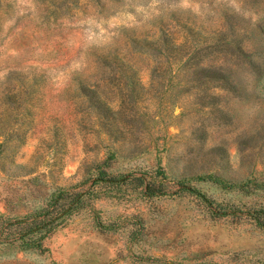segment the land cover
Returning a JSON list of instances; mask_svg holds the SVG:
<instances>
[{
    "label": "rangeland",
    "instance_id": "1",
    "mask_svg": "<svg viewBox=\"0 0 264 264\" xmlns=\"http://www.w3.org/2000/svg\"><path fill=\"white\" fill-rule=\"evenodd\" d=\"M0 264H264V0H0Z\"/></svg>",
    "mask_w": 264,
    "mask_h": 264
},
{
    "label": "trees",
    "instance_id": "2",
    "mask_svg": "<svg viewBox=\"0 0 264 264\" xmlns=\"http://www.w3.org/2000/svg\"><path fill=\"white\" fill-rule=\"evenodd\" d=\"M180 186H181V189H179L180 191H182V192H188L189 191V189L187 187H185L184 184H180Z\"/></svg>",
    "mask_w": 264,
    "mask_h": 264
}]
</instances>
